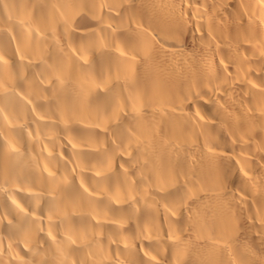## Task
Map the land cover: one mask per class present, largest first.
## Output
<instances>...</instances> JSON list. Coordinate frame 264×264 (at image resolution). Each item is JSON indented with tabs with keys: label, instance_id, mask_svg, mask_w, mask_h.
<instances>
[{
	"label": "bare ground",
	"instance_id": "1",
	"mask_svg": "<svg viewBox=\"0 0 264 264\" xmlns=\"http://www.w3.org/2000/svg\"><path fill=\"white\" fill-rule=\"evenodd\" d=\"M0 264H264V0H0Z\"/></svg>",
	"mask_w": 264,
	"mask_h": 264
}]
</instances>
